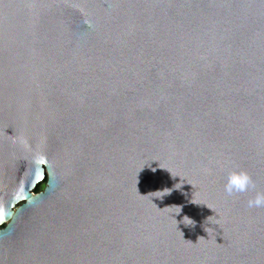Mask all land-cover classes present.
Returning a JSON list of instances; mask_svg holds the SVG:
<instances>
[{
    "label": "water",
    "instance_id": "obj_1",
    "mask_svg": "<svg viewBox=\"0 0 264 264\" xmlns=\"http://www.w3.org/2000/svg\"><path fill=\"white\" fill-rule=\"evenodd\" d=\"M257 192L264 0H0V264H264Z\"/></svg>",
    "mask_w": 264,
    "mask_h": 264
},
{
    "label": "clouds",
    "instance_id": "obj_2",
    "mask_svg": "<svg viewBox=\"0 0 264 264\" xmlns=\"http://www.w3.org/2000/svg\"><path fill=\"white\" fill-rule=\"evenodd\" d=\"M255 184L252 177L244 170L233 169L226 175L223 185L224 191L228 195L247 193L254 189ZM249 207H264V192H257L248 200Z\"/></svg>",
    "mask_w": 264,
    "mask_h": 264
},
{
    "label": "rangeland",
    "instance_id": "obj_3",
    "mask_svg": "<svg viewBox=\"0 0 264 264\" xmlns=\"http://www.w3.org/2000/svg\"><path fill=\"white\" fill-rule=\"evenodd\" d=\"M43 186H44V182L40 183V184L36 187L34 193H35V192H38V191H40V190H42Z\"/></svg>",
    "mask_w": 264,
    "mask_h": 264
}]
</instances>
